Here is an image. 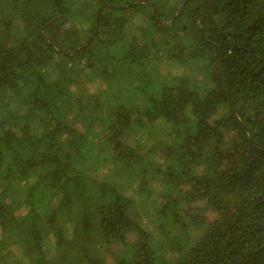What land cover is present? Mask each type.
Returning a JSON list of instances; mask_svg holds the SVG:
<instances>
[{"label": "trees", "instance_id": "16d2710c", "mask_svg": "<svg viewBox=\"0 0 264 264\" xmlns=\"http://www.w3.org/2000/svg\"><path fill=\"white\" fill-rule=\"evenodd\" d=\"M0 0V264H264V0Z\"/></svg>", "mask_w": 264, "mask_h": 264}, {"label": "rangeland", "instance_id": "374dc122", "mask_svg": "<svg viewBox=\"0 0 264 264\" xmlns=\"http://www.w3.org/2000/svg\"><path fill=\"white\" fill-rule=\"evenodd\" d=\"M79 0H67V3H68V7L71 9V10H76L77 7H76V2H78ZM106 264H114L113 260L111 257H107V261H106Z\"/></svg>", "mask_w": 264, "mask_h": 264}]
</instances>
